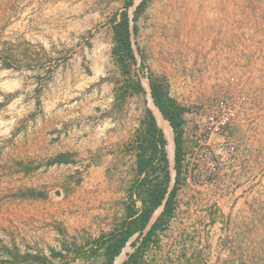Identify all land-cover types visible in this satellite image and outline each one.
Wrapping results in <instances>:
<instances>
[{"label":"crops","instance_id":"1","mask_svg":"<svg viewBox=\"0 0 264 264\" xmlns=\"http://www.w3.org/2000/svg\"><path fill=\"white\" fill-rule=\"evenodd\" d=\"M72 1L73 12L66 9ZM72 1L9 0L10 20H16L15 26H10L13 37L46 49L67 37L89 38L91 44L80 39L73 47V52L87 61L25 63V68L40 70L32 71L34 84L23 90L32 96L33 109L25 117L17 116L15 122L10 116L11 139L0 164L10 166V177L24 176L27 185L16 186L4 196L7 202L5 213H0V240L27 251L34 246L48 258L50 250L58 251L62 258L52 259L57 264H103V240L125 219L124 204L135 175L134 133L145 106L132 103V97L117 101L111 62L93 59L97 51L93 46V4L98 0ZM156 1L150 4L154 13ZM164 1L169 16L173 8L178 10V3L192 6L202 2ZM248 1L252 0H217V10L236 28ZM67 65L78 72L72 83L64 85L59 82L61 73L52 70ZM50 75L52 82L44 80ZM146 105L153 113L148 100ZM184 134L182 130V138ZM182 174L185 185L177 192L170 217L139 251L135 264H236V242L228 236L230 224L225 222L235 207L211 205L207 190L213 182L203 183L199 194L193 177ZM134 248L124 246L113 264H120Z\"/></svg>","mask_w":264,"mask_h":264},{"label":"rangeland","instance_id":"2","mask_svg":"<svg viewBox=\"0 0 264 264\" xmlns=\"http://www.w3.org/2000/svg\"><path fill=\"white\" fill-rule=\"evenodd\" d=\"M139 1L133 0V3L138 4ZM216 1L202 0L200 4L192 6L178 3V10L173 8L174 13L169 16L164 11L165 6H168L164 0L156 1L158 10L155 13L150 6L153 0H144L136 15V32H131L137 63L131 65L129 74L132 78L139 76L145 93L128 97H132L130 101L139 104L141 108L147 107L148 100L152 111L157 109L160 112L153 103L149 82H160L167 88L169 96L186 108L182 115L186 154L195 142L198 124H202L203 109L209 102L217 96L228 99L238 95L245 96L241 109L227 130L237 147L234 159L212 177L215 181H212L207 193L211 205L217 208L222 205L235 207V212L227 215L228 221L223 218L230 224L228 236H233L236 242L235 263L264 264V0L248 1L249 4L244 5L240 11L241 19L236 28L233 22L223 20ZM124 2L125 0H98L97 5L93 4V46H97L93 59L97 57L98 60L107 59L111 62L109 71L116 78L115 88L125 78L111 54L113 38L110 18L114 14L118 17ZM146 7L148 9L145 13ZM192 7L194 10H191ZM66 9L74 11L73 1L66 5ZM134 9L133 6L128 9L130 24H133L131 18ZM9 10V0H0V157L5 156L4 148L11 139L8 133L10 116L14 117L15 122L17 116L25 117L33 109L32 96L24 94L23 90L34 84L32 71L40 70L25 68V63L47 60H60L64 63L82 59L87 61L89 59H81L79 54H75L73 47L80 39L85 45L91 44L89 38L67 37L64 42L48 45L46 49L22 37H13L10 26H15L16 20H10ZM170 29H175L171 36ZM67 66L52 70L61 73L59 82L64 85L72 83L73 74L78 72L72 65ZM44 80L52 82L51 75ZM118 104L120 103L115 104V109L119 113L121 105ZM191 111L193 114H190ZM216 139H220V136H216ZM173 154L174 143L172 155L167 152L170 164ZM188 166V162H183L181 172L189 173ZM171 172L173 174V170ZM181 178L180 187L185 185L183 174ZM193 182L199 187L197 190L201 194L202 182L196 177H193ZM26 185L24 176L10 177V166L0 164V213L7 202L4 196L10 190L25 188ZM199 201L197 202L200 204ZM192 203L195 204V201ZM132 240L133 238L130 241ZM130 241L126 244L129 250L132 248ZM12 246L14 245H6L0 240V256L5 254V248ZM17 249L21 253L27 251L23 247ZM28 249L29 252L39 253L34 246Z\"/></svg>","mask_w":264,"mask_h":264},{"label":"trees","instance_id":"3","mask_svg":"<svg viewBox=\"0 0 264 264\" xmlns=\"http://www.w3.org/2000/svg\"><path fill=\"white\" fill-rule=\"evenodd\" d=\"M132 4L133 0H125L123 10L118 13V17L114 14L110 18L113 38L111 54L118 64L121 75L125 78V81L115 90L116 99L119 102L129 95L145 93L139 76L132 78L129 74L131 65L137 63L131 42V32H136V15L143 6L144 0H140L136 5L131 18L133 24H130L128 9ZM149 85L153 103L168 121L173 132L174 176L172 179L162 129L158 126L151 110L146 107L134 133L135 175L124 204L125 219L103 240V243H106L103 264H113L115 257L132 238L130 244L135 248L120 264H135L139 251L170 217L181 185V166L184 157L182 115L186 108L170 97L167 88H164L160 82L151 80ZM160 206L162 210L150 223L155 210ZM136 241L137 245H135ZM4 253L0 256V264L7 262L11 264H52V259L62 258V254L55 250H50L48 258L38 252L21 253L16 246L5 248ZM61 264H66V262L63 261Z\"/></svg>","mask_w":264,"mask_h":264},{"label":"built area","instance_id":"4","mask_svg":"<svg viewBox=\"0 0 264 264\" xmlns=\"http://www.w3.org/2000/svg\"><path fill=\"white\" fill-rule=\"evenodd\" d=\"M244 101V95L230 99L217 96L204 107L202 124H198L195 142L188 148V153L184 154L185 158L183 157L184 162H188L189 175L198 178L202 184L212 183V177L234 159L237 147L228 136L227 130ZM216 136H220V139H216Z\"/></svg>","mask_w":264,"mask_h":264},{"label":"bare ground","instance_id":"5","mask_svg":"<svg viewBox=\"0 0 264 264\" xmlns=\"http://www.w3.org/2000/svg\"><path fill=\"white\" fill-rule=\"evenodd\" d=\"M153 112H154V115L156 117V122H157L158 126L163 130L164 137L168 141V144L166 146L167 152L169 153V155H172V152H173V139H172V135H171L170 125L162 117V115L160 114V112L157 109H155Z\"/></svg>","mask_w":264,"mask_h":264},{"label":"water","instance_id":"6","mask_svg":"<svg viewBox=\"0 0 264 264\" xmlns=\"http://www.w3.org/2000/svg\"><path fill=\"white\" fill-rule=\"evenodd\" d=\"M135 5H137V3H133L132 5H131V7L133 6V9L135 8ZM162 132H163V130H162ZM163 134H164V132H163ZM165 138V137H164ZM165 141H166V145H165V150H166V156H167V149H166V146H167V144H168V141H167V139L165 138ZM167 159H168V156H167ZM168 161H169V159H168ZM169 164H170V162H169ZM173 165H174V161H172V164H170V168H171V171L173 170V174H172V179H173V176H174V169H173ZM162 210V206H160V211ZM159 211V212H160ZM159 212H158V214H159ZM157 214V215H158ZM156 215V216H157ZM155 216V217H156ZM155 217L154 218H151V220H150V223L155 219ZM120 254V253H119ZM117 257V256H116ZM115 257V258H116ZM113 263H114V261H113Z\"/></svg>","mask_w":264,"mask_h":264}]
</instances>
